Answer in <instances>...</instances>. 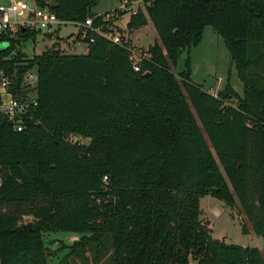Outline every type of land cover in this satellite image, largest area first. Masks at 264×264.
I'll return each mask as SVG.
<instances>
[{
	"label": "trees",
	"instance_id": "16d2710c",
	"mask_svg": "<svg viewBox=\"0 0 264 264\" xmlns=\"http://www.w3.org/2000/svg\"><path fill=\"white\" fill-rule=\"evenodd\" d=\"M143 1L126 26L149 18L158 39L138 69L124 44L91 28L86 52L57 42L24 64L36 66L37 105L23 130L0 118V264H47L44 237L56 230L79 233L58 264H264V0ZM55 2L61 18L112 29L96 0ZM205 24L223 36L242 94L229 76L214 94L188 67L174 72ZM207 193L238 206L262 249L212 236L199 206Z\"/></svg>",
	"mask_w": 264,
	"mask_h": 264
},
{
	"label": "rangeland",
	"instance_id": "374dc122",
	"mask_svg": "<svg viewBox=\"0 0 264 264\" xmlns=\"http://www.w3.org/2000/svg\"><path fill=\"white\" fill-rule=\"evenodd\" d=\"M30 2V0H28ZM132 6L139 5L144 8L143 0H131ZM124 0H96V3L91 7L93 11L103 13L110 11L107 15L112 14L114 18L110 19V26L113 31H119L123 37L129 36L135 45H148L157 40V33L152 21L148 18L147 23L141 27L129 30L126 26L130 10L123 11L119 7L122 6ZM122 10V14H118ZM123 18V21L121 20ZM54 31V39L51 38L46 30L41 28L35 31L33 36H29L24 40H18L14 43V50L19 51L22 56L30 57L35 53H40L48 48L53 40L59 41V50L62 52L83 53L85 52L86 40L78 38L77 32L79 24L77 21H67L59 26L56 25ZM9 40L0 42L1 47L8 46ZM188 63H186V57ZM186 67L190 70V78L200 84L206 90L216 94L221 90L228 78L235 89L239 93H243V83L235 73V67L230 63V55L221 34H219L210 24H205L203 27L202 37L199 42L187 49H183L178 57L173 70L176 74L184 70ZM236 98H227L225 103H235ZM80 141L88 142V137H79ZM199 206L201 209V218L205 224L211 228V234L214 238L224 240L229 243H238L241 245H252L263 247L262 236L255 232H244L241 229L242 222H247L244 214L239 210L238 206H230L217 196L207 193L200 197ZM30 215H24L23 221H28ZM79 233L74 231L56 230L49 231L45 234V243L48 245L49 253L46 257L47 264H58L59 260L68 251L65 244H70L74 238H77ZM106 246L108 241L106 240ZM107 255L108 250H104ZM91 259V252L87 251ZM64 264H85L78 257H69L67 263ZM89 264H97L90 261ZM187 264H197V261L192 256H189Z\"/></svg>",
	"mask_w": 264,
	"mask_h": 264
},
{
	"label": "built area",
	"instance_id": "2783aa9c",
	"mask_svg": "<svg viewBox=\"0 0 264 264\" xmlns=\"http://www.w3.org/2000/svg\"><path fill=\"white\" fill-rule=\"evenodd\" d=\"M20 4L24 7L14 9V5ZM137 6L133 7L131 0H124L119 8L123 11H134ZM6 13L10 17L7 21L4 20ZM67 21L72 20L59 17L49 5H40L36 0H30V2L28 0H0V42L9 40L10 43H16L18 40L25 39L23 36L25 32L41 28L45 29L46 33L53 34L56 25L59 26ZM77 23L83 36L87 29L91 28L94 32L124 44L135 69L139 68L143 59L151 57L147 48L132 45L130 42L125 43L126 38H123V34L119 31L104 30L101 26L92 27L90 16ZM5 47L0 46V51ZM28 58L27 56L17 58L14 49L9 54L0 55V118L8 121L15 130H23L27 127L29 118L33 116L37 105V70L35 65L24 68ZM6 60H12L11 67L1 63ZM79 137L77 134L70 133L66 139L71 142H83L79 140Z\"/></svg>",
	"mask_w": 264,
	"mask_h": 264
},
{
	"label": "crops",
	"instance_id": "0c3cea01",
	"mask_svg": "<svg viewBox=\"0 0 264 264\" xmlns=\"http://www.w3.org/2000/svg\"><path fill=\"white\" fill-rule=\"evenodd\" d=\"M93 11V10H92ZM107 11H109V10H107ZM94 12H96V13H99V12H97V11H94ZM122 21H123V18L121 19ZM124 22V21H123ZM141 27V26H140ZM137 28H139V27H137ZM137 28H134V29H137ZM134 29H132V30H134ZM131 30V31H132ZM79 31V30H78ZM78 33V32H77ZM50 36H51V38H53L54 39V37H52V36H54V33L53 34H49ZM81 37H83V35L80 33V35L78 36V38H81ZM127 38L129 39V42L132 44V45H135V43H133V40H131L130 38H129V36H127ZM57 42H59L58 40H57ZM150 44V43H149ZM148 44V45H149ZM59 45V43L57 44V47H59L58 46ZM148 45H136V46H141V47H143V48H147L148 47ZM87 51V42H86V46H85V52ZM233 66V65H232ZM235 73L237 74V72H236V69H235ZM234 87V86H233ZM235 88V87H234ZM250 232H252V231H250ZM250 246H252V245H250ZM258 248H260L259 246H257ZM260 249H262V248H260Z\"/></svg>",
	"mask_w": 264,
	"mask_h": 264
},
{
	"label": "water",
	"instance_id": "95a60500",
	"mask_svg": "<svg viewBox=\"0 0 264 264\" xmlns=\"http://www.w3.org/2000/svg\"><path fill=\"white\" fill-rule=\"evenodd\" d=\"M47 5H49L50 7H54L56 5V2L55 0H50ZM56 44H57V40H53L50 46L53 48L56 46ZM31 223H32L31 221L21 222V225L24 227H30Z\"/></svg>",
	"mask_w": 264,
	"mask_h": 264
},
{
	"label": "clouds",
	"instance_id": "9594fccd",
	"mask_svg": "<svg viewBox=\"0 0 264 264\" xmlns=\"http://www.w3.org/2000/svg\"><path fill=\"white\" fill-rule=\"evenodd\" d=\"M16 7H20V8H22V7H24V5H23V4H20V5H18V6L14 5V9H15ZM8 19H10V17H9V16L7 15V13H6V15H5V17H4V20L7 21Z\"/></svg>",
	"mask_w": 264,
	"mask_h": 264
}]
</instances>
